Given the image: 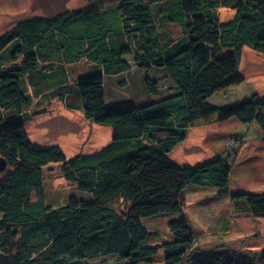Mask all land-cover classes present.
<instances>
[{"label": "trees", "instance_id": "trees-1", "mask_svg": "<svg viewBox=\"0 0 264 264\" xmlns=\"http://www.w3.org/2000/svg\"><path fill=\"white\" fill-rule=\"evenodd\" d=\"M85 1L58 16L29 17L0 35V161L6 164L0 165V172L6 169L0 173V264H151L160 250L164 264H183L196 242L183 213L168 222L170 240L159 241L157 232L127 221L126 207L154 203L142 175L182 144L194 123L215 116L218 123L262 124L264 101L256 95L226 107L209 101L240 83L243 48L264 55V0ZM221 8L234 17L221 22ZM153 69L154 79L140 77L153 101L108 100L107 77ZM165 80L172 93L165 92ZM52 100L110 128V143L71 157L58 146L34 144L25 130L29 110ZM51 164L85 196L50 204L43 170ZM230 183V164L221 157L183 168L179 180L182 189L209 187L219 198H231ZM244 199H232L241 215L264 204V195ZM242 255L193 264H264V254L258 262L255 254Z\"/></svg>", "mask_w": 264, "mask_h": 264}, {"label": "rangeland", "instance_id": "rangeland-1", "mask_svg": "<svg viewBox=\"0 0 264 264\" xmlns=\"http://www.w3.org/2000/svg\"><path fill=\"white\" fill-rule=\"evenodd\" d=\"M86 4L85 0H0V35L29 17L58 16ZM218 15L224 23L235 13L221 8ZM263 66L264 55L243 48L238 66L240 83L218 90L209 103L215 107H226L247 101L253 95L264 101ZM157 71L141 70L134 75L136 72L133 70L130 75L107 77L106 90L113 94L108 100L115 99L119 103V100L128 99L123 103L127 106L148 104L154 97L145 90L142 79L146 76L154 79ZM158 76L162 78L163 74L159 72ZM164 88L167 94L172 93L167 81ZM261 122L260 125H242L235 119H229L218 123L213 116L194 123L182 144L146 168L141 183L149 194L155 193L157 199L146 208L128 205L127 221L140 222L157 232L159 241H168L171 238L169 220L183 213L196 240L183 264L207 262L218 256L239 259L242 254H255L253 261L258 262V254H264V204L252 205V215H241L236 212L232 199L256 201L264 195V119ZM25 130L34 144L58 146L66 157L97 153L110 143L112 136L110 128L85 121L80 112H68L56 100L41 106L35 102L25 120ZM97 132L104 133L98 141L94 139ZM219 157L227 160L231 167V198H219L216 190L209 187L191 185L180 188L183 168L200 166ZM5 170L0 173L4 174ZM43 172L46 200L53 206L63 204L72 194L85 196L76 193L73 184L62 178L58 164L46 166ZM148 181L154 184L153 188L147 187ZM149 242L153 244L151 240ZM151 264H164L162 250Z\"/></svg>", "mask_w": 264, "mask_h": 264}, {"label": "bare ground", "instance_id": "bare-ground-1", "mask_svg": "<svg viewBox=\"0 0 264 264\" xmlns=\"http://www.w3.org/2000/svg\"><path fill=\"white\" fill-rule=\"evenodd\" d=\"M250 56H252V55H250ZM263 69H264V66H263ZM105 133H106V132H105ZM103 134H104V133L97 132V134L95 135L94 139H97L96 141H98V140H99V137H102ZM110 141H111V140H110Z\"/></svg>", "mask_w": 264, "mask_h": 264}, {"label": "water", "instance_id": "water-1", "mask_svg": "<svg viewBox=\"0 0 264 264\" xmlns=\"http://www.w3.org/2000/svg\"><path fill=\"white\" fill-rule=\"evenodd\" d=\"M0 165L4 166L3 168H5L6 164L3 161H0Z\"/></svg>", "mask_w": 264, "mask_h": 264}]
</instances>
